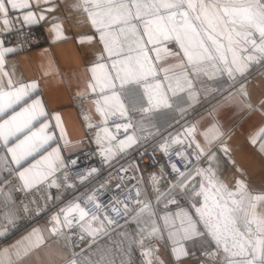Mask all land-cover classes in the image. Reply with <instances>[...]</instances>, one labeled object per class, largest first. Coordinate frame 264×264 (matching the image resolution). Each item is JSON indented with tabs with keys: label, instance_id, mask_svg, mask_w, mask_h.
<instances>
[{
	"label": "crops",
	"instance_id": "1",
	"mask_svg": "<svg viewBox=\"0 0 264 264\" xmlns=\"http://www.w3.org/2000/svg\"><path fill=\"white\" fill-rule=\"evenodd\" d=\"M30 2L32 3L30 10L35 13L33 22L26 23L23 20L28 10H10L8 16L10 23L7 26L3 24V18L0 17V51L12 49V51L4 52L3 66L0 67V81L4 84V90H11L7 87L9 79L13 81L14 87H19L21 84L36 85L35 88L28 90L23 99L13 103L12 107H7V100L5 101V111L0 113V124L24 109H31L37 101L39 102L34 111L24 112L13 125V128L23 126L34 115L35 119H31L28 128L10 136L7 145L3 139H0V233H3L0 235V264H70L73 260L69 263L66 260L70 254H77L76 245H79L76 240L79 237L85 239L89 237L86 239L87 245L99 239L102 233L96 234L94 239H91L93 235H89L85 229L89 227L98 229L101 225L92 220H86L84 224H81L83 223L81 221L78 225L67 227L63 224L56 225L55 221L51 225L40 219L22 229H15L14 222L19 214L13 202L14 194L17 184L23 189H29L24 188L19 172L32 169L30 173L32 176L49 173L48 179L58 169L77 162L78 152L86 143L83 139L84 126L79 108L92 115L108 140H114L110 138L109 133L116 138V133L106 123L105 116H101L97 111L96 104L100 101L101 107L106 109L102 97L110 93H102L99 87L95 91L89 87L90 83H94L90 69L97 63L104 65L107 63L104 61L105 64L100 58L103 52L100 33L89 20L76 16L70 0H48L47 3L45 0H39L38 7L37 0H30ZM49 8L53 10L48 11ZM41 14L43 19H40ZM56 25H59V35L54 30ZM22 26L33 28L32 46L25 50L18 49L10 39V31ZM178 46L168 41L157 45L163 57L155 61L157 78L165 85L167 84V81H164L166 73L162 69L175 66L181 59L185 64L187 63L183 51ZM147 47L153 48L152 45ZM165 49L180 55H169L164 51ZM149 55L154 59L156 52L150 51ZM227 57L231 61V53H227ZM256 57L254 61H247V67L243 73H233V77L236 73L238 78L234 88L212 100L208 105L196 108L183 121V123H190L185 127L186 134H189L190 142L197 152L203 149V154L207 158L206 162L209 168L215 171L217 180L228 186L229 190H235L237 180L242 181L245 189L253 195L264 194V152L261 151V146L264 145V62L253 64L262 59L259 53ZM110 60L109 66H111ZM222 66L221 64L220 67ZM174 70L179 71L176 68ZM219 73L216 72L215 76ZM211 74L209 77H214ZM223 74L229 77L226 71H223ZM97 76H102L101 70H97ZM129 88L134 89L137 96L143 93V88L138 85L125 87L121 98L129 111L126 117L120 116L116 124H125L128 118L135 130L139 127L136 124L139 121L140 134L149 133V136L154 137L168 130L173 133L172 138L175 140L184 139L185 133L179 131L183 123L177 131H174L173 127L156 130L171 121L177 112L195 103L198 97L196 89L178 91L172 96V102L170 94L173 93L167 92L171 107L153 108L147 113L137 111L140 118L136 120L133 114L136 111L132 109L134 105L139 107L140 103L130 94ZM189 92L192 93L191 98ZM41 111L42 115L39 114ZM105 129L107 132L104 131ZM189 130L192 131L189 132ZM26 136L30 139L23 149L27 151L35 148V150L31 152V155L21 159L19 164L14 163L8 148H15L20 141L25 140ZM46 137L51 138L43 143ZM253 140L256 142L253 143ZM20 154L18 150L17 155ZM210 157L214 158L209 159ZM50 164L54 165L55 171H51ZM198 168L205 169L198 161L188 173L194 175ZM183 179L182 177L180 180ZM191 188L189 185V189ZM191 197L203 200V197H194L192 194ZM181 211H187L195 219L193 212L185 206L168 211V215L173 217ZM63 214L57 213L55 216L63 222ZM175 222L179 224V220ZM170 225L171 223H168L162 228L169 232ZM53 227H58L60 231L54 234ZM198 229L202 231L200 225ZM162 232L166 233L163 229ZM181 236L182 234L169 240L160 238V246L156 250L158 264H222L224 256L217 255L215 259L199 256V250L207 244L202 237L182 239ZM213 243L214 248L211 252L217 250L214 241ZM181 245L188 255L181 256L177 260L173 248H179ZM150 258L155 263L153 257Z\"/></svg>",
	"mask_w": 264,
	"mask_h": 264
},
{
	"label": "snow or ice",
	"instance_id": "2",
	"mask_svg": "<svg viewBox=\"0 0 264 264\" xmlns=\"http://www.w3.org/2000/svg\"><path fill=\"white\" fill-rule=\"evenodd\" d=\"M47 2L48 0H45V3ZM38 6L39 0H37ZM81 6L92 25L100 33V41L103 43L104 50L110 57H114L110 68L97 63L90 69L94 83H90L89 87L93 91L99 87L102 93H110V95L106 94L102 97L107 110L101 107L100 101L96 102L97 111L101 116L106 117L109 112L111 115L119 113L122 117L128 115L129 109L121 98L126 86L138 85L143 88V93L139 96L134 89L129 88V92L140 103L139 107L134 105L132 110L147 113L153 108L171 107L167 92L171 91L175 95L178 91L191 90L194 87L192 76L200 73L210 76L209 69H213L215 72L226 71L232 78L234 72L243 73L247 67V61L257 59L253 53H259L260 58H264V0H81ZM31 8L30 0H0V17L3 18V24L7 26L10 23L8 18L10 10H28L23 16V20L26 23H31L35 15L30 10ZM47 10L52 11L53 9ZM43 18L41 14L40 19ZM54 30L59 35V25L54 26ZM145 37H147L146 40ZM172 40H175L183 51L187 63L185 64L181 59L175 66L162 69L166 73L164 81H167V84L165 85L157 78L155 61L163 59L157 45ZM147 45H152L153 48L149 49ZM5 51H12V49L0 51V67L3 66ZM150 51L156 52L154 59L149 55ZM164 51L169 55H180L172 53L169 49ZM227 53H231V61L228 60ZM100 58L103 59V57ZM221 64L222 67H220ZM174 68L179 71H175ZM97 70H101L102 76H97ZM35 86L33 83L14 87L13 81L9 79L7 87L11 90L5 91L4 84L0 81V113L5 111L6 100L7 107L10 108L13 103L23 99L28 90ZM191 96L192 93L189 92V97L191 98ZM145 101L147 106H144ZM38 104L37 101L31 109H24L21 113H16L9 120L0 124V139H3L6 145L8 138L28 128L31 119H35V116H31L23 126L13 128L17 118L21 117L24 112L34 111ZM39 114L42 115V111ZM115 127L117 131L123 128L127 132L133 125L129 122L116 124ZM104 131L107 132V129ZM191 131L189 130V132ZM109 136L111 139H115V136L110 133ZM50 138L46 137L43 143H46ZM29 139L30 137L26 136L25 140L20 141L15 148H8L14 163L19 164L21 159L31 155V152L35 150V148L27 151L23 149ZM134 142L133 136L119 141L121 146ZM162 147L167 154V146L162 145ZM18 150L21 152L19 156L17 155ZM261 151L264 152V145L261 146ZM177 155L184 159L182 153H177ZM199 155H203V149L200 150L197 159H199ZM212 158L214 157L209 159ZM49 168L51 171H55L54 165L50 164ZM171 168L184 178L172 186L181 190L177 195L182 193L187 195L191 192L194 197H203V200L200 202V207H196V204L192 205L195 208L197 219H194L187 211H181L172 217L169 237L182 234V239H191L207 235L215 242L217 250L205 253L206 256L215 259L222 250L225 254L222 264H264V207H262L264 194L253 195L245 189L243 182L239 180L236 181L235 190H229L225 184L216 180L211 168L196 169L195 176L202 178L199 182V190L196 185H193L189 190L187 183L195 177L191 173L186 175L185 172H181L176 164H172ZM31 171L32 169H25L19 172V178L23 181L24 188H30L34 184L42 182L47 179L49 174L32 176L30 175ZM155 180L154 176L153 181ZM169 191L171 192V189ZM139 195L138 190L137 196ZM93 199V197H89V202ZM157 199L159 200V197ZM170 202L176 203V200L173 198ZM116 203H120V201L117 200ZM133 203L141 204L143 202L136 200ZM96 208L100 210L101 206L97 204ZM73 211L79 212L80 220H84L89 215L79 204H74L67 210L62 209L64 212L63 222L59 217L53 218L55 224L71 227L73 221L69 219V215ZM112 211L121 214L119 208L113 207ZM145 211H148L149 217L155 215L150 210V205L143 203L137 216H141ZM123 215H128L126 204L123 205ZM98 219L99 217L95 214L91 216L93 221ZM105 219L109 224L115 223L107 216ZM176 220H179V224L175 222ZM165 221L167 224L168 217H165ZM198 225L203 226V231L198 229ZM59 231L58 227L52 229L54 234ZM85 231L94 236L103 231V227L98 229L89 227ZM159 231L157 227L153 226L148 232L147 238L154 237ZM2 234L0 233V235ZM137 243L145 248L142 255L146 257V264H153V260L150 258L153 249L145 247V238L140 239ZM173 253L177 260L181 256L188 255L182 245L179 248L174 247ZM17 255L19 256V252ZM70 264H76V261L73 260ZM95 264H115V261L102 255ZM121 264L124 262L122 261Z\"/></svg>",
	"mask_w": 264,
	"mask_h": 264
},
{
	"label": "built area",
	"instance_id": "3",
	"mask_svg": "<svg viewBox=\"0 0 264 264\" xmlns=\"http://www.w3.org/2000/svg\"><path fill=\"white\" fill-rule=\"evenodd\" d=\"M32 31V26L13 28L10 31L11 42L18 49H28L33 43ZM79 114L86 143L78 152L77 162L58 169L50 178L32 188L23 189L17 184L13 200L19 214L17 227H23L38 217H47L69 199L85 209L88 216L95 214L103 220L107 216L115 221L110 225L122 226L128 217L123 215V205L128 206L129 212L136 204L133 201L141 200L147 172L159 171L164 178H179L178 173L172 170V164H176L181 172H187L197 161V150L187 132L183 133L184 139L178 141L172 139L173 133L169 131H162L154 137L135 133L134 126L127 132L123 128L117 131L114 125L120 115L108 113L104 119L116 133L114 140H108L92 115L80 108ZM126 119L125 124L131 123ZM134 135H137L134 143L120 145L119 141ZM162 145L167 146V154ZM177 153H182L184 159ZM89 197L94 199L89 202ZM117 200L120 203H116ZM97 204L101 206L100 210H97ZM113 207L121 209V214L113 212ZM69 219L74 224L75 214L71 213Z\"/></svg>",
	"mask_w": 264,
	"mask_h": 264
},
{
	"label": "rangeland",
	"instance_id": "4",
	"mask_svg": "<svg viewBox=\"0 0 264 264\" xmlns=\"http://www.w3.org/2000/svg\"><path fill=\"white\" fill-rule=\"evenodd\" d=\"M70 5L73 8V11L77 14L78 17L86 18L90 21L87 13L84 11L83 6H81V0H70ZM91 22V21H90ZM97 30V29H96ZM174 46H178V44L175 42V40L168 41ZM179 47V46H178ZM181 50V49H180ZM102 54L101 57H103V62L106 64V66H109V60L110 65L112 62V59L114 57H110L109 54L104 50V46L102 45ZM182 51V50H181ZM183 53V52H182ZM253 55L257 56V53H253ZM261 62H264V58L260 59L258 62L253 64H259ZM221 66V65H220ZM110 68V66L108 67ZM213 70V69H209ZM190 71V69H189ZM216 73V72H215ZM193 80L194 89L198 92L197 100L194 104L189 106L188 108L184 109L183 111L177 112L176 116L169 122L161 125L156 131H159L161 129H165L169 127H173L174 131H177L178 127L181 123H183L184 119L188 118L189 113H192L196 108L203 107L204 105H208L212 100L217 99L221 97L222 95L226 94L230 89L234 88L235 85H237L238 78L237 74L235 73L233 78H229L227 75L223 74V72H220L219 75L214 77H209L204 75L203 73H200L199 75H195L191 77ZM173 94H170V100L172 102ZM147 106V105H144ZM136 117V120L140 118V114L136 111L133 113ZM136 114V115H135ZM137 127H141V124L139 121H137ZM183 126H180L179 131L186 133L185 127L188 126L190 123L184 122ZM139 127L137 130H135V133H139ZM154 131V132H156ZM168 131V130H167ZM152 133V132H150ZM149 134V133H144ZM200 152H197V155ZM206 155H199V161L201 165L207 170L209 169V166L206 162ZM196 161V162H197ZM195 162V164H196ZM194 164V165H195ZM192 169V168H191ZM212 172L215 174V171L211 169ZM195 178L191 179L187 183V189H189V185L193 187V185L197 186V189L199 188V182L201 181L200 176H195ZM216 178V176H215ZM165 180L171 181L170 183H164L158 180V184L154 185V183H149L147 180L146 174L144 175V184L145 185V196L141 202L147 203L150 205V210L155 213V215L149 217L148 211H145L141 216H137V212L139 209L143 206V203L141 204H135L133 207L129 209L128 217L125 223L122 226H112L113 230L106 231V226L104 224V221L107 223L106 220L103 221V219L99 218L101 220V224L103 227V231H100L98 234L102 233V236H100L99 239H96L95 241L90 242L89 244L86 243V239L79 237L76 240V243L79 245L76 247L75 251H77V254H70L69 258L66 260L68 263L71 260H75L77 264H95L96 261L100 260V257L102 255H106L109 259H113L115 261V264H121L123 261L124 264H146V257L142 255V253L145 251L144 247H141L137 241H139L142 238H145V247L152 248L153 254L151 257L155 260L154 264H158L157 262V255L156 250L160 246V238L162 237L164 239H172L178 235H175L173 237H169V232H166L167 229L162 228V226H166L168 223H172V217L168 215V211H173L177 208H180L182 206H185L189 210L193 212L195 215V219H197L195 208L192 207L193 204H195L191 197V192H189L187 195L180 194L177 195L178 192H181L179 188H173L172 186L175 185L180 179L177 178H164ZM217 180V178H216ZM218 181V180H217ZM192 183V184H190ZM227 188H229L227 186ZM171 189V192L169 191ZM192 189V188H191ZM190 190V189H189ZM159 197V200L157 199ZM176 200V203H171L170 201L172 199ZM72 201V200H71ZM71 201H68L66 204H62L56 209H54L47 217L41 216L38 217L28 224H26L23 227H17L16 222L18 218L14 222V228L15 229H22L32 222L36 220H45L48 222V224H53V215L55 213L63 214V210H67L68 206L72 203ZM70 202V203H69ZM64 215V214H63ZM130 217V218H129ZM165 217H168V221L166 224ZM86 223V220H83ZM177 223V222H176ZM73 225V223H72ZM157 227L160 231L158 234H156L152 238H147L148 232L151 231L152 227ZM202 231L203 226L200 225ZM101 228V227H100ZM143 229V231H141ZM162 229L166 232L163 233ZM63 231V229H61ZM95 236V235H94ZM94 236L91 237V239H94ZM204 242L207 244L204 248H201L198 252L199 256L201 258H210L205 255V253L211 252L212 248H214V243L211 239V237L205 235L202 237ZM128 255L129 257H127ZM218 255L224 256L225 254L221 250Z\"/></svg>",
	"mask_w": 264,
	"mask_h": 264
},
{
	"label": "bare ground",
	"instance_id": "5",
	"mask_svg": "<svg viewBox=\"0 0 264 264\" xmlns=\"http://www.w3.org/2000/svg\"><path fill=\"white\" fill-rule=\"evenodd\" d=\"M255 56V55H254ZM255 60V59H254ZM254 60H251V61H254ZM250 61V62H251ZM209 72H211L210 74L212 75V76H215V71L214 70H209ZM134 138H135V135L133 136ZM173 140H175L174 138H172ZM108 149V148H107ZM198 162V161H197ZM197 162H196V164H197ZM195 164V165H196ZM195 165L192 167V169L195 167ZM192 169H190L189 171H191ZM189 171H187V172H185L186 174L189 172ZM146 176H147V180H148V182L149 183H154V185H156V183L158 182V180L159 181H161V182H164V183H170L171 181H169V180H165V179H163V177L161 176V173L159 172V171H150V172H147L146 173ZM156 177V180L155 181H153V177ZM181 177H179V178H177V179H180ZM158 184V183H157ZM144 196H145V185H143V192H142V198H141V200L140 201H142L143 200V198H144ZM194 200H192L195 204H196V207H200V200H199V198H193ZM72 200V201H71ZM68 201H71L72 203L68 206V208L70 207V206H72V205H74V204H76L75 203V201L73 200V199H69ZM68 201H66L64 204H66ZM70 203V202H69ZM63 204V205H64ZM67 208V209H68ZM72 213H74L75 214V217H76V222L73 224V225H78L79 223H81V221H83V220H80V218H79V212L78 211H73ZM57 213H55L54 215H53V218L54 217H56L55 215H56ZM130 218V217H129ZM84 220H91V216H87V217H85V219ZM93 221V220H92ZM104 221V220H103ZM53 222H54V219H53ZM84 222L85 221H83V223H81V224H84ZM94 222H96L97 224H99V225H101L102 226V222H101V220L100 219H98V220H95ZM81 224H80V226H81ZM91 224V223H90ZM104 224H105V226H106V231H109V230H113V227H112V225H110L108 222L106 223L105 221H104ZM125 225H126V223H125ZM94 228V227H93Z\"/></svg>",
	"mask_w": 264,
	"mask_h": 264
}]
</instances>
